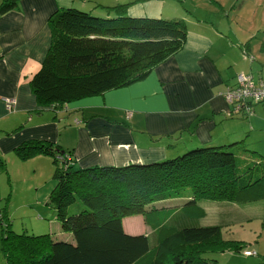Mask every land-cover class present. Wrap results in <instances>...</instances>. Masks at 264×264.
<instances>
[{
  "label": "trees",
  "instance_id": "1",
  "mask_svg": "<svg viewBox=\"0 0 264 264\" xmlns=\"http://www.w3.org/2000/svg\"><path fill=\"white\" fill-rule=\"evenodd\" d=\"M16 1L3 0L0 13ZM96 7L105 14L70 6L48 18L51 41L29 82L39 103L62 107L127 86L184 45L182 19L129 16L126 4ZM237 76L228 88L236 87ZM263 101L243 100L227 115L248 118ZM15 153L22 160L52 158L50 221L60 235L24 236L16 258L3 248L7 264H211L213 252L258 255L243 241L224 240L221 225L198 223L202 200L228 206L264 200V157L237 142L196 144L159 161L122 166L79 167L70 151L48 141L24 142ZM167 200L182 203L157 205ZM133 215L142 217L150 237L124 232L122 220Z\"/></svg>",
  "mask_w": 264,
  "mask_h": 264
},
{
  "label": "crops",
  "instance_id": "2",
  "mask_svg": "<svg viewBox=\"0 0 264 264\" xmlns=\"http://www.w3.org/2000/svg\"><path fill=\"white\" fill-rule=\"evenodd\" d=\"M98 4H126L133 17L182 19L184 45L132 84L55 109L39 103L29 82L51 41L48 18L70 6L105 14ZM236 74L264 82V0H17L0 13V172H12L10 162L38 164L42 155L22 160L15 153L31 140L70 151L79 167L154 162L196 144L231 142L264 157V101L253 105L248 118L227 115L223 94ZM44 156L53 170L52 158ZM200 205L203 218L208 209L220 214L228 206L207 200ZM122 227L152 235L140 215L125 217Z\"/></svg>",
  "mask_w": 264,
  "mask_h": 264
},
{
  "label": "rangeland",
  "instance_id": "3",
  "mask_svg": "<svg viewBox=\"0 0 264 264\" xmlns=\"http://www.w3.org/2000/svg\"><path fill=\"white\" fill-rule=\"evenodd\" d=\"M41 158L38 164L10 162L14 165L12 172H0V264H7L3 248L10 250L13 259L20 254L18 244L27 239L24 236L60 235L54 234L59 224L50 221L52 163L45 160L44 155ZM232 204L220 214L215 208L212 211L208 209L207 217L200 219L199 225H221L224 240L243 241L258 255L245 256L240 250L213 252L215 261L211 264H264L262 201Z\"/></svg>",
  "mask_w": 264,
  "mask_h": 264
},
{
  "label": "built area",
  "instance_id": "4",
  "mask_svg": "<svg viewBox=\"0 0 264 264\" xmlns=\"http://www.w3.org/2000/svg\"><path fill=\"white\" fill-rule=\"evenodd\" d=\"M248 57V56H247ZM249 59H252L249 57ZM224 99L229 104H232L230 112L234 109H239V104L241 106L242 101L246 99H251L253 101L264 100V82L259 81V83L254 84L253 78L249 74H238L237 85L234 88H227L223 94ZM7 105L10 106L12 103L10 100H6ZM239 103V104H238ZM234 104V107H233ZM75 123H80L79 120H75ZM245 254H250L249 251H245Z\"/></svg>",
  "mask_w": 264,
  "mask_h": 264
}]
</instances>
